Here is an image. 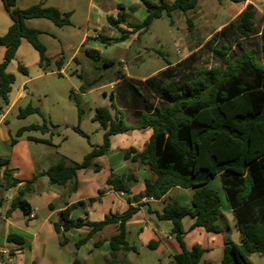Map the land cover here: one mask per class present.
Returning a JSON list of instances; mask_svg holds the SVG:
<instances>
[{
    "label": "trees",
    "instance_id": "trees-1",
    "mask_svg": "<svg viewBox=\"0 0 264 264\" xmlns=\"http://www.w3.org/2000/svg\"><path fill=\"white\" fill-rule=\"evenodd\" d=\"M1 1L11 25L6 34L0 36V47L5 48L4 59L0 63V109L11 104L10 96L16 79L13 74L7 72V68L15 59L23 39L39 53L40 67L51 63L47 57V48L39 40L42 32L29 27L27 21L47 19L60 28L72 24V12H62L56 7H46L44 4L19 9L16 6L17 0ZM232 1L242 3L246 0ZM141 2L146 6L148 15L143 23L130 24L131 31L118 26L126 21L122 6H119L120 12L116 19L108 17L110 25L121 32V37L116 40L99 37L104 46L124 42L129 35L137 32H147L154 20L162 18L164 14L172 17L176 11L187 16L188 30H192L193 23L188 14L198 7L199 0ZM256 15L255 7L248 5L208 44L220 66L199 71L191 68L188 75L183 73L178 76L181 69L187 67L186 61L191 60L187 59L174 68L166 69L161 75L145 82L155 91L159 100L156 108L152 112L149 111V115L133 112L137 118L136 128L152 129L153 133L142 152L130 149L126 156L130 158L131 154H134L131 160L148 166L155 177L154 180L144 181L145 190L133 200H160L174 188L195 189L190 205L169 201L161 212L149 209L160 222L170 224V234L181 245L182 252L173 258L172 264H211L202 260L206 251L200 246L187 250L183 220L186 217L194 219L191 228L202 227L211 233L222 232L219 221L223 199L218 191L208 187L218 175L221 176L226 199L233 210L236 227L242 235L240 244L226 242L222 264H254L250 260L252 254L264 256V64L258 58V49H246L242 43V40H249L255 33ZM232 29L236 35L235 48L231 41H226L220 48L214 46L220 36L226 37ZM258 34L261 38L260 51L264 53V29ZM87 55L95 61L101 58L97 51H87ZM57 63L60 64L61 60ZM103 63L106 68L114 65L109 60H103ZM19 71L27 74L26 67L21 64ZM134 90L140 94L137 89ZM81 112L79 110V122ZM35 113L40 114L39 108L28 105L20 110L19 117L26 118ZM94 121L100 122L105 129L103 144L93 146L81 162L63 157L57 165L43 172L51 184L64 186L72 183L75 190L78 185L77 172L84 169L98 171L99 166L95 165L94 160L108 153L111 137L129 130L122 119L112 116L105 107L96 110ZM48 128L46 121L42 126L30 125L20 128L16 137L20 138L31 131L46 132ZM74 130L85 136L79 127ZM29 140L49 144L47 140L33 137H29ZM16 143L17 139L13 138L12 144ZM6 173L9 174L10 171ZM133 178L132 175L129 180ZM36 179L35 175L25 182L24 188L13 199L8 215L16 209H20L25 215L31 214L32 209L25 195ZM20 182L15 180L14 186ZM107 184L116 191H130L124 179L117 176L109 178ZM82 204L83 202H80L68 208L62 213V222L55 224L61 247L67 244L66 233L72 229L83 226L92 229L91 234L76 243L79 248L94 233L110 224H117L118 234L110 240L111 259L105 264H118L117 252L131 250L126 241V224L139 208L130 206L123 214L108 215L100 222L70 219L71 210ZM141 206L149 207L150 204ZM16 239H19V242ZM9 240L21 245L24 243L23 238L14 234L9 236ZM74 264L84 263L75 259Z\"/></svg>",
    "mask_w": 264,
    "mask_h": 264
},
{
    "label": "crops",
    "instance_id": "crops-1",
    "mask_svg": "<svg viewBox=\"0 0 264 264\" xmlns=\"http://www.w3.org/2000/svg\"><path fill=\"white\" fill-rule=\"evenodd\" d=\"M118 10L115 15H111L115 19L120 12V9ZM130 24L141 23H131L126 18V21L118 26L121 29L131 31ZM124 25L126 26L124 27ZM116 29L118 30V28ZM145 33L137 32L131 34L124 43L132 42L136 36L140 37ZM99 37L101 36L96 35L93 38L101 42ZM88 40V37L83 38L79 45L80 49L77 48L69 59H66L63 52H61L60 58L55 61L59 68V73L64 74L66 68L70 67L74 62L81 64L76 58L80 51L85 49L84 47ZM87 51H97L101 55V52L97 49H87L86 54ZM47 57L51 60V65L53 60L49 56ZM58 60H61L60 64L57 63ZM136 60L140 62L142 58L138 56ZM109 61L115 64L114 60ZM116 63L119 69L115 74H121L118 76L121 78L118 79L117 77L112 81L108 80V85L113 90H118V95L115 96V93L112 92L110 96L111 106L106 104L102 107L108 108L112 116H117L123 121L124 119L120 116V112L124 111L127 113L130 117L129 122L134 129L125 123L129 130L111 137V147L108 153L94 160L95 165L99 166L98 171L84 169L77 172L78 185L75 190H73L74 185L72 183L64 186L51 184L49 178L42 174L57 165L63 157L70 161L81 162L78 160V156H75L76 153L63 150V144L57 141L54 132L50 128L46 132H42L43 135L41 136H25V133L20 138H17L16 144H12V139L14 138L13 129L7 114L18 100L27 96L26 91L23 98L19 96L22 93V89L16 98L11 95L10 106L0 109V112H3L8 107L5 111L6 115L0 120V264H74L75 259L80 260L84 264H105L111 259L110 240L118 234L117 224H110L101 231L94 233L79 248L76 247V243L91 234L92 229L89 226L72 229L66 233L67 244L64 247L60 245L55 224L62 222V213L64 211L80 202H83V204L71 210L70 219L100 222L108 215L123 214L130 206L139 208L137 213L126 224V241L131 250L117 252L118 264H136L135 258L141 257L144 250H150L155 254L156 259L151 264H172L173 258L182 252L181 245L170 234V224L160 222L155 215L149 212V209L161 212L169 201L190 205L195 189L174 188L160 200L143 198L140 202H136L133 200L134 197L145 190L144 181L146 179L154 180L155 177L148 173V166L131 160L134 154H131L130 158L126 156L130 149L142 152L153 133L152 129L139 130L136 128L137 118L133 112L149 115L158 105L159 100L155 91L145 83L146 80L156 77L157 73L154 72L146 77H136L128 72L127 63L124 59ZM168 68H173V64L163 67L159 72H163ZM71 74L83 79L78 68L72 70ZM127 80L140 82V89L136 88L140 94L132 89L134 86L126 83ZM98 81V78H94L92 82L88 83V86H80L78 89L82 96L87 97L97 89L95 85ZM123 84L124 87H120ZM104 98H107V93H104ZM115 101L120 106V109H113ZM98 123L100 124V122ZM103 130L105 133L104 128ZM29 137L47 140L49 144L30 141ZM84 137H86V134ZM91 150L92 148L85 149L82 154L83 158ZM4 162H8V164ZM6 171H10V173L7 174ZM35 175L37 179L29 186L25 195V199L32 209L31 214L25 215L20 209H16L11 215H8L7 212L13 199L24 188L25 182L31 180ZM132 175L134 178L129 180ZM112 176L123 178L128 184L130 191L124 193L108 186L107 181ZM15 180L21 182L14 186ZM208 187L218 191L223 199L219 221L222 232L211 233L202 227L191 228L194 219L186 217L183 220L184 242L187 250H192L195 246H200L204 249L206 252L202 258L203 261L211 264H222L226 242L240 244L242 235L236 227L233 210L226 199L221 176H216L208 184ZM146 203H149L150 206H141ZM12 234L23 238L24 243L22 245L19 244V239H16L18 242L9 240V236ZM254 256L264 258V256L257 253L252 254L250 260L254 264H256L252 260Z\"/></svg>",
    "mask_w": 264,
    "mask_h": 264
},
{
    "label": "rangeland",
    "instance_id": "rangeland-1",
    "mask_svg": "<svg viewBox=\"0 0 264 264\" xmlns=\"http://www.w3.org/2000/svg\"><path fill=\"white\" fill-rule=\"evenodd\" d=\"M152 1L160 2V0ZM36 4L56 7L62 12H72V24L60 28L47 19L27 21L29 27L42 32L39 40L47 48V56L53 60V63L40 67L39 53L27 40H22L7 72L13 74L16 79L12 97L16 98L23 88H26L27 96L17 101L8 111L7 118L12 124L15 139H17L16 133L19 128L34 124L42 126L46 121L57 141L63 144V150L76 153L75 156H78L79 161L83 160L82 154L85 149H91V146L103 143L104 130L98 122L94 121V118L97 108L106 104L111 106L112 92L115 96L118 95V90H113L108 85L109 81L121 75L115 74L119 69L117 61L124 59L128 72L136 77H146L154 72L159 76L162 73L159 71L163 67L173 64L174 68L187 59H191L185 64L189 68H182L178 76L183 73L188 75L191 68L199 71L218 67L220 62L209 50L208 44L216 34L252 4L257 12L256 31L249 40H242V43L246 49L252 47L258 49V58L264 64V53L260 51L261 38L258 34L264 29V0H246L242 3H234L232 0H200L198 7L188 14L193 23L191 31L188 30L186 23L187 16L176 11L172 17L164 14L162 18L154 20L149 31L140 37L136 36L132 42L113 43L110 46H103L93 37L98 35L116 40L121 36V32L111 26L108 21L109 16L119 11V6L124 8L128 22L143 23L148 12L141 0H17L16 6L19 9H27ZM10 25L11 20L0 0V36L6 34ZM235 36L232 29L226 37L220 36L214 46L220 48L226 41H231L235 48ZM85 37L89 40L85 44V49H82L76 58L81 64L74 62L66 68L64 74L59 73L55 61L60 58L61 52L66 59H69L77 48L80 49V42ZM87 49L99 50L101 58L97 61L91 59L86 54ZM4 54L5 48L0 47V63L3 62ZM138 56L142 58L140 62L136 60ZM106 59L114 60L115 64L106 68L103 63ZM20 64L26 67L27 74L19 71ZM77 68L83 79L71 74L72 70ZM94 78L99 80L95 85L97 89L89 96L83 97L78 88L82 85L88 86ZM126 83L134 86L132 89H140V82L127 80ZM120 87H124V84ZM104 93H107V98H104ZM28 105L39 108L40 114L35 113L26 118H20V110ZM7 109L8 107L3 112ZM113 109H120L116 101ZM79 110L82 111L81 122H79ZM120 116L130 128H133L127 113L121 111ZM75 127H79L86 137L76 133ZM30 135L43 134L41 131L25 134V136ZM148 173L153 175L150 170ZM222 195L225 200L224 193ZM155 259L154 253L144 250L141 257L135 258V262L151 264ZM252 260L256 264H264V258L254 256Z\"/></svg>",
    "mask_w": 264,
    "mask_h": 264
},
{
    "label": "built area",
    "instance_id": "built-area-1",
    "mask_svg": "<svg viewBox=\"0 0 264 264\" xmlns=\"http://www.w3.org/2000/svg\"><path fill=\"white\" fill-rule=\"evenodd\" d=\"M178 53H180L179 51H178ZM25 88H23L22 89V93H20V98H23V97H25ZM6 115V112H0V120H2L3 118H4V116Z\"/></svg>",
    "mask_w": 264,
    "mask_h": 264
}]
</instances>
